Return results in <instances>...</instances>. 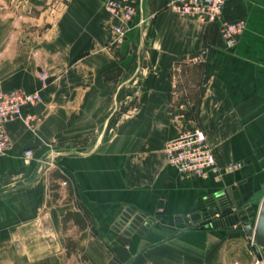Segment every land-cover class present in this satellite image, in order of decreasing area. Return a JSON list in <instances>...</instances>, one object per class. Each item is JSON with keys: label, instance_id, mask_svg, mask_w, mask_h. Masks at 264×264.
Returning a JSON list of instances; mask_svg holds the SVG:
<instances>
[{"label": "crops", "instance_id": "crops-1", "mask_svg": "<svg viewBox=\"0 0 264 264\" xmlns=\"http://www.w3.org/2000/svg\"><path fill=\"white\" fill-rule=\"evenodd\" d=\"M135 1L134 27L122 41L106 0H20L30 26L18 44L16 18L0 12V92L34 93L41 75L49 77L41 101L25 111L41 123L8 126L0 264L255 261L247 237L231 238L219 221L208 228V220L224 196L235 213L264 199V0H226L223 21L246 23L233 51L220 25L180 18L171 0ZM194 130L206 133L221 167L242 169L221 182L179 175L166 146ZM26 150L35 154L29 166ZM57 170L72 195L53 179ZM53 182L61 186L58 204ZM128 209L154 222L131 245L114 231ZM196 215L199 222H184ZM69 238L77 244L70 258Z\"/></svg>", "mask_w": 264, "mask_h": 264}, {"label": "built area", "instance_id": "built-area-1", "mask_svg": "<svg viewBox=\"0 0 264 264\" xmlns=\"http://www.w3.org/2000/svg\"><path fill=\"white\" fill-rule=\"evenodd\" d=\"M225 7L226 0H171L169 4L170 10L182 19L203 26L220 25V34L225 48L227 51H233L246 31V23L244 21L225 23L223 21ZM104 8L112 19L115 33L122 41L126 33L132 31L134 27L137 15L136 1L106 0ZM205 58L206 52H203L195 59V62L200 63ZM40 80L42 86L34 93L0 92V157L9 154L13 148L8 133L9 125L22 123L33 129L36 124L41 123V118L25 112L41 101L42 94L48 87L49 77L46 74H42ZM165 154L167 164L185 178L196 177L205 181L214 179L216 182H221L226 176L233 175L242 169L241 164L221 167L217 161L215 149L209 144L207 135L202 130L185 132L177 139L170 141L166 146ZM34 157L33 150H26L23 154L24 164L29 166ZM223 199L226 200L225 196ZM215 218L218 219L215 220ZM228 219L229 217L225 218L224 215L215 214V217L208 220V225L211 226L216 221L225 225ZM228 229L234 233L239 232L237 228ZM250 242L253 249V241L250 240ZM253 254L255 255L253 264H264L257 258L255 252Z\"/></svg>", "mask_w": 264, "mask_h": 264}, {"label": "water", "instance_id": "water-1", "mask_svg": "<svg viewBox=\"0 0 264 264\" xmlns=\"http://www.w3.org/2000/svg\"><path fill=\"white\" fill-rule=\"evenodd\" d=\"M222 207L217 209V214L221 215H231L225 225V228H237L239 232L232 234L231 238H241L242 236L247 237L253 241L255 252L257 258L264 262V199L256 211L254 208H248L242 210L238 213L233 211L231 205L226 202V200H220ZM201 216L196 215L191 217V219H186L184 222L189 224V222H199ZM154 222L148 220L142 214H137L135 210H126L120 218L117 220L114 231L121 234L120 241L124 244L131 245L132 238L135 234L140 236L145 235L152 228ZM210 226H208L209 228Z\"/></svg>", "mask_w": 264, "mask_h": 264}, {"label": "rangeland", "instance_id": "rangeland-1", "mask_svg": "<svg viewBox=\"0 0 264 264\" xmlns=\"http://www.w3.org/2000/svg\"><path fill=\"white\" fill-rule=\"evenodd\" d=\"M19 3H20V0H0V12H4V13H7V14H10L12 15L14 18H16V22H17V30L20 31V35L18 36L17 40L15 42H17V44L19 42H26L28 39H29V36H27V33L29 31H27L25 28L27 26H30V20H27V19H22L20 16H24V17H27L26 13L25 12H22L19 16L18 14V10H19ZM4 10H3V9ZM3 10V11H2ZM33 28V27H32ZM30 28V31H32L33 29ZM38 35V34H37ZM36 35V36H37ZM52 163V161H51ZM53 164V163H52ZM54 166V165H53ZM230 194V192H229ZM259 209V208H258ZM258 209L256 211H258ZM246 210V209H244ZM231 215H224L225 218L229 217ZM208 224V223H207ZM211 224V223H210ZM222 224V223H220ZM217 226H220V225H216V224H212L211 228H216ZM254 263V262H253ZM70 264H77L76 262H71Z\"/></svg>", "mask_w": 264, "mask_h": 264}, {"label": "trees", "instance_id": "trees-1", "mask_svg": "<svg viewBox=\"0 0 264 264\" xmlns=\"http://www.w3.org/2000/svg\"><path fill=\"white\" fill-rule=\"evenodd\" d=\"M53 179L54 180H58L60 182H63L71 190L70 191L71 192V195L73 194V190H72V187H71L69 178H67L66 176L60 174V172L57 170L53 174ZM60 189H61V186L59 184L57 185V184H55L53 182L52 187H51V190H52V195H53V201H54L55 204H58L61 201V197L59 195ZM71 216L72 215L69 214L64 219L65 229H66V223L68 222V219L71 218ZM73 217L74 218L75 217L78 218V215L73 216ZM75 221H76V223H78V225H79V227H80L81 230H85L86 229V226L81 223V220L80 219H76ZM67 254H68V257L69 258L72 256V254H77V244H75V242H73L70 238L67 239Z\"/></svg>", "mask_w": 264, "mask_h": 264}]
</instances>
